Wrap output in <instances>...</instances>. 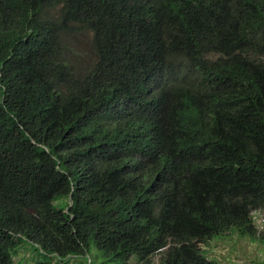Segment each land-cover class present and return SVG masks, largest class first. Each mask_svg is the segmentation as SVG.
I'll return each instance as SVG.
<instances>
[{
    "label": "trees",
    "instance_id": "trees-1",
    "mask_svg": "<svg viewBox=\"0 0 264 264\" xmlns=\"http://www.w3.org/2000/svg\"><path fill=\"white\" fill-rule=\"evenodd\" d=\"M258 210L264 0H0V264H219Z\"/></svg>",
    "mask_w": 264,
    "mask_h": 264
},
{
    "label": "rangeland",
    "instance_id": "rangeland-1",
    "mask_svg": "<svg viewBox=\"0 0 264 264\" xmlns=\"http://www.w3.org/2000/svg\"><path fill=\"white\" fill-rule=\"evenodd\" d=\"M91 32H76L68 36L67 43L73 51L74 61L79 66H87L95 59L92 48ZM255 224L258 230L263 228L264 210L254 212ZM204 253L219 264H264V239L258 237L241 236L237 232L227 231L218 237L210 239L202 245ZM94 264H99V259L94 256ZM35 251L29 244H21L15 255L19 264H33ZM156 264L161 263V255L153 257ZM83 259L71 258L68 264H81ZM137 264L135 258L131 261ZM84 264V263H82Z\"/></svg>",
    "mask_w": 264,
    "mask_h": 264
}]
</instances>
